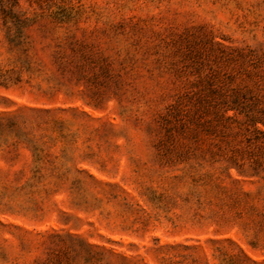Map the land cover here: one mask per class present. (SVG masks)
Instances as JSON below:
<instances>
[{
	"label": "rangeland",
	"instance_id": "374dc122",
	"mask_svg": "<svg viewBox=\"0 0 264 264\" xmlns=\"http://www.w3.org/2000/svg\"><path fill=\"white\" fill-rule=\"evenodd\" d=\"M17 1L0 264H264V0Z\"/></svg>",
	"mask_w": 264,
	"mask_h": 264
},
{
	"label": "trees",
	"instance_id": "16d2710c",
	"mask_svg": "<svg viewBox=\"0 0 264 264\" xmlns=\"http://www.w3.org/2000/svg\"><path fill=\"white\" fill-rule=\"evenodd\" d=\"M18 5L17 0H0L1 26L5 37L10 41L17 40L22 35L26 22V19L14 15L13 9Z\"/></svg>",
	"mask_w": 264,
	"mask_h": 264
}]
</instances>
